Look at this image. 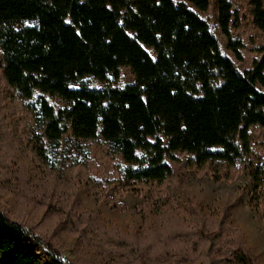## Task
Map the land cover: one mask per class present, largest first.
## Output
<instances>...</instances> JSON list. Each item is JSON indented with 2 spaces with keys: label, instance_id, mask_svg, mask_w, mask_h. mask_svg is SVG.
<instances>
[{
  "label": "trees",
  "instance_id": "trees-1",
  "mask_svg": "<svg viewBox=\"0 0 264 264\" xmlns=\"http://www.w3.org/2000/svg\"><path fill=\"white\" fill-rule=\"evenodd\" d=\"M237 1L264 33V0ZM187 3L205 11L209 0H0V76L31 120L26 142L41 164L53 167L65 150L86 156L90 144L98 143L119 160L126 186H162L173 175L166 159L177 161L180 154L217 181L234 179L251 152L248 122L264 128V44L242 72L227 61L238 94L209 86L207 26ZM232 20L236 25L232 0H219L220 30L241 60L243 45L231 38ZM123 68L134 80L119 86ZM86 78L101 86L90 87ZM54 99L62 105H53ZM249 167V204L264 215V157ZM190 217L191 227L153 229L140 245L135 233H104L92 214L69 210L61 221L72 234L95 229L97 240L141 264L148 253L166 261L180 251L195 254L204 244L202 264H257L226 208L213 226L192 210ZM0 264L91 263L66 257L36 224L9 218L0 208Z\"/></svg>",
  "mask_w": 264,
  "mask_h": 264
},
{
  "label": "rangeland",
  "instance_id": "rangeland-1",
  "mask_svg": "<svg viewBox=\"0 0 264 264\" xmlns=\"http://www.w3.org/2000/svg\"><path fill=\"white\" fill-rule=\"evenodd\" d=\"M232 2L238 10V21L235 25L232 20L229 29L231 38L243 45L241 60L235 58L220 30L219 0H209L205 11L190 3L187 6L207 26L205 78L208 85L237 93V82L228 71L227 61L239 72L248 68L257 57L254 49L264 44V33L252 24L245 3ZM133 80L129 70L123 68L118 85L130 84ZM84 81L90 87L101 86L90 78ZM51 103L62 105L57 99ZM252 116L246 121H251ZM30 122L22 104L10 97L0 76V208L9 218L36 224L38 232L58 241L66 257L88 260L91 264H141L138 259L127 260L118 247L97 240L95 229L89 227L82 235L69 233L61 221L62 213L69 210L94 215L104 233L115 231L128 236L135 233L140 245L149 240L153 229L169 231L191 227V210L198 219H205L206 225L213 226L212 219H219L222 209L226 208L229 222L239 229L241 240L254 254L257 264H264V215L249 204V165L264 157V147L260 144L264 128L260 123L247 124L245 134L251 139V152L234 179L217 181L212 172L198 171L180 154L177 161L166 159L173 170L171 178L160 187H143L124 185L119 160L106 156L98 143L90 144L86 156L77 151L67 155L65 150L53 167L41 164L30 153L26 142ZM25 244L45 261L34 245L26 241ZM206 248L204 244L195 254L180 251L166 261L148 253L144 264H202ZM224 251L229 252V247Z\"/></svg>",
  "mask_w": 264,
  "mask_h": 264
}]
</instances>
